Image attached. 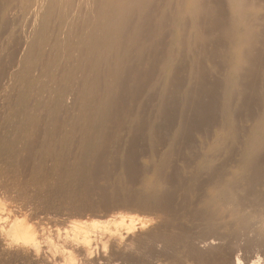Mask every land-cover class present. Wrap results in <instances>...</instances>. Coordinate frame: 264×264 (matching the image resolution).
I'll return each mask as SVG.
<instances>
[{
	"label": "bare ground",
	"instance_id": "obj_1",
	"mask_svg": "<svg viewBox=\"0 0 264 264\" xmlns=\"http://www.w3.org/2000/svg\"><path fill=\"white\" fill-rule=\"evenodd\" d=\"M207 105L214 115L206 128L226 140L218 150L201 146L210 155L194 169L181 152L197 143L195 136L182 145L188 118L168 144L157 127L164 118L171 124L172 109L182 115ZM257 106H264V0H0V264H264ZM144 130L152 152L166 143L154 178L163 190L137 191L127 174L124 188L99 187L118 134L140 139ZM136 142L128 146L143 143ZM178 154L190 175L174 170ZM134 157L123 167L139 174ZM55 202L57 211L99 220H69L64 233L54 231L57 244L47 243L53 254L40 256L41 240L53 236L43 215Z\"/></svg>",
	"mask_w": 264,
	"mask_h": 264
},
{
	"label": "rangeland",
	"instance_id": "obj_2",
	"mask_svg": "<svg viewBox=\"0 0 264 264\" xmlns=\"http://www.w3.org/2000/svg\"><path fill=\"white\" fill-rule=\"evenodd\" d=\"M209 102H210V100L208 101H206V103L205 104H209ZM208 106L209 105H207V106H201V107H203V108H201V107H197V108H195V107H193L192 109H194V111L192 110V109H189L188 111H182L183 113H182V115L180 114L181 113V108L179 107V108H177V110L176 109H172V112H173V114H172V112L170 113V114H168L167 116H168V118L170 119V121H171V124H170V122H168L167 121V118H164L165 119V121L163 122V121H161V122H163L162 123V125L160 124V126L159 127H157L158 125H159V123L157 122V124H156V122H155V126L157 127V128H163V129H161V132H160V129H158V131H159V133H161L160 134V136H162L163 135V137H161V141L163 140L162 138H165V140H163V141H166L167 142V144H168V142L169 141H171L172 139H174L175 138V136H177V132H179V130L182 128V125L181 124H183L185 121L186 122H188L187 120H189L190 122H188L189 123V126L187 125V123H185V125L186 126H188L187 128L190 130V129H192V130H194V131H196L195 129H194V127H193V125L194 126H196V129L198 128V126H199V128L197 129V131L196 132H194V131H192L191 133L188 131V129H187V131H186V134L184 133V134H182L181 135V139L183 138V139H186V140H184V141H182L183 143H182V145L183 146H185L186 145V142L188 143V141H190V142H193L194 140H196V138H197V143H196V141H194L195 143H196V145L195 144H193V143H191L192 145L191 146H195V148L198 146V148H196V150H194V149H192V151L193 152H197V153H193L192 151H191V149L190 148H183V151L181 150V152H182V154L184 153V156H185V158H186V156H188V158H186V159H189V162L192 164V162H193V160H194V162H193V164H192V167H196V168H194V169H197V168H200L202 165H203V163H206V157H208V155H210V153H207V152H205L203 149H202V147L201 146H205L204 144H207L206 146H215V148H214V150H218V148L216 147V146H218L217 145V142H220V141H224V140H226V138H225V134H224V131H221V130H217L216 128H214V126L211 128V129H209V128H206L208 125H210V126H212L211 125V121H212V116L214 115L212 112H211V110L212 111H214V108L213 109H211L210 108V111L208 110L209 108H208ZM217 106V105H216ZM210 107V106H209ZM257 107H260V109H258V111L260 112V114L261 115H263L264 114V106H257ZM155 108V109H154ZM218 108H219V106H218ZM202 109V110H201ZM151 110H152V115L155 113L156 114V107H155V105L153 106H149V108H148V114L150 115V117H152V115L150 114V112H151ZM175 110V111H174ZM178 110H179V112H178ZM192 110V111H191ZM196 110V111H195ZM198 110V111H197ZM154 111V112H153ZM189 111H191V112H189ZM200 111V112H199ZM204 111V112H203ZM208 111V112H207ZM175 112H177V113H179L178 115L180 116H183L184 114H186V115H184V117H179ZM196 113V115H195V113ZM199 112V114L201 113V112H203V113H201L200 115L202 116V117H200L197 113ZM258 112V113H259ZM174 113H175V116L177 115V117H175L174 116ZM147 114V116H149ZM155 114L153 115V117L155 116ZM207 114H210V115H212L211 117L212 118H210V117H208L207 116ZM172 115V116H171ZM204 115V116H203ZM176 118V119H174V118ZM179 117V118H178ZM185 117H187L186 119L187 120H185ZM192 117V118H191ZM217 117H218V120L220 119L221 120V117L220 116H215V118L217 119ZM174 120H173V119ZM181 118L183 119L182 120V122L180 121L181 120ZM190 118H191V120H190ZM208 118V119H207ZM168 119V120H169ZM193 119H194V122H193ZM195 119H202V121L201 120H199V121H195ZM206 119L207 120H209V122L210 123H206ZM151 120H153V119H151ZM177 120V121H176ZM211 120V121H210ZM217 120V121H218ZM184 121V122H183ZM200 121H201V123H200ZM160 122V123H161ZM166 122H168L169 124H167ZM195 123V124H192V123ZM199 122V123H198ZM203 122V123H202ZM208 122V121H207ZM165 123L167 124V125H165ZM197 123V124H196ZM218 123V122H217ZM180 124V125H179ZM163 125H164V127H163ZM171 125V126H170ZM173 125V126H172ZM177 125V126H176ZM184 124H183V126H185ZM198 125V126H197ZM167 126V127H166ZM176 126V127H175ZM204 126V127H203ZM202 127V128H201ZM209 127V126H208ZM165 128L166 129H168V130H165ZM171 128V129H170ZM180 128V129H179ZM201 129H202V131L203 132H201ZM208 129V131H206ZM245 129V128H244ZM170 130H173V131H170ZM200 130V131H199ZM209 130H211V131H213V133L212 132H210ZM166 131H168V134H167V132ZM246 131V130H245ZM187 132H189L188 134H187ZM210 132V133H209ZM126 133V132H125ZM124 132H120L118 135V139H119V142L118 143H116L114 146H109L108 148V150L106 151V155H105V158L106 159H102V162L103 163H105V166H107L106 167V169L108 170V172L109 173H111V175L108 173V174H106V175H102V174H99V175H97V179L98 180H100L101 178L102 179H107L105 182H103L104 180H100L99 181V187H107V189L108 190H115V189H121V188H124L125 187V182H124V180H126L125 179V175L127 174L128 176H127V178H129V177H135V179H137L138 181L139 180H141L140 182H138L137 180V183L138 184H136L135 185V188H136V190L137 191H142L144 188H147V189H149L150 188V190H159V191H162L163 190V188H162V185H160V184H158V183H156L155 182V173H156V164L160 161V158L162 157V154H163V152H165V148H163V147H165L164 145H166V143H163V146L161 145V147H162V149H161V147L159 148V150H156V152H155V154H154V152H152L151 150H152V148H153V146H151L152 145V141H151V137L149 136V134H148V132L146 131L145 132V130H144V133L142 132H140V134H142V135H140V139H137L136 137H137V135H136V139L137 140H139V144H141L142 142V144L141 145H139L137 142H136V139L134 140V139H131V138H129L128 136H127V133L125 134ZM147 133V135H145ZM163 133V134H162ZM196 133H200L201 135L202 134H204V135H202L201 137H205L206 138V140L204 139V137L203 138H201L200 137V134L198 135V134H196ZM208 133V134H207ZM125 134V135H124ZM143 134H144V136H143ZM169 134H171V136L169 135ZM194 136H193V135ZM206 134L208 135V137H206ZM212 134H213V137H212ZM221 134V135H220ZM121 135H124V137L122 138V140L120 141V137H122ZM139 135V134H138ZM189 135H192V137L190 136L189 137ZM211 135V136H210ZM141 136L144 138V137H147V138H144V139H142L141 138ZM166 136V137H165ZM195 136H196V138H195ZM210 136V137H209ZM129 138V144H133L134 142H136L137 143V145H139V146H137L135 149H134V147H129L128 145V138ZM139 137V136H138ZM212 137V138H211ZM171 138V139H170ZM188 138V139H187ZM191 140H190V139ZM207 138L210 140V141H207ZM141 139H142V142H141ZM146 139H147V141H146ZM220 139V140H219ZM145 141V144H144V141ZM188 140V141H187ZM124 141V142H123ZM132 141V142H131ZM134 141V142H133ZM151 141V142H150ZM160 141V143H162ZM127 142V143H126ZM189 142V143H190ZM202 142H205V143H203V145H202ZM207 142V143H206ZM135 143V144H136ZM159 143V144H160ZM189 143L187 144V145H189ZM200 143V144H199ZM123 144V146H122V149L120 148L121 147V145ZM144 144V145H143ZM146 144H148L149 145V147L146 145ZM158 144V145H159ZM212 144V145H211ZM244 144V143H243ZM134 145V144H133ZM186 145V146H187ZM127 146V147H126ZM130 146H132V145H130ZM135 146V145H134ZM142 146V147H141ZM147 146V147H146ZM190 146V145H189ZM116 147L118 148L117 150H118V152H115L116 151ZM148 148H149V150H148ZM115 149V150H114ZM126 149V150H125ZM113 150H114V152L115 153H113ZM127 150H128V157H127ZM136 150V151H135ZM143 152H142V151ZM147 152V153H150L149 155H150V158H151V160H150V158H149V156H148V154L145 152V151ZM213 150V151H214ZM108 151H109V154H108ZM139 151H141V152H139ZM110 152H112V154L110 153ZM134 152H136V153H134ZM139 152V154H138V157H137V153ZM118 153V154H117ZM124 153H126V154H124ZM131 153H134V154H132L131 155ZM144 153V154H143ZM158 153V157L156 156V154ZM132 156V158H131V156ZM136 154V155H135ZM146 154V155H145ZM182 154H178V156H181V161L179 160L180 159V157H178L179 159L177 160L176 159V157H175V160H173V165L172 166H174V170L176 171V172H178L179 173V171H180V175L181 176H185L186 175V173H187V175L186 176H188V175H190L188 172V170L186 171V170H184V167H183V162H185V161H188V160H186L185 158H183L184 156L182 155ZM203 154V155H202ZM124 155H126L124 158L122 157V156H124ZM139 155H143L144 157L143 158H141ZM204 155H206V156H204ZM112 156L113 157H115V156H117V160L115 159V158H113V160H112ZM120 158H119V157ZM133 156H136V157H134V158H137L136 160H138L139 159V162L138 161H136V167H138L139 169L140 168H142L140 171H139V169L137 168V170L138 171H136V172H139V174L138 173H136L135 174V170L133 171V172H130L129 170H128V164H127V162H126V164H127V169H124V167L126 166V165H123V164H125V161L126 160H128L129 161V163L130 164H133L134 163V165H135V161L134 162H132V160H134L133 159ZM157 158H156V157ZM183 156V157H182ZM189 156H190V158H189ZM196 156H198V157H196ZM111 157V158H110ZM126 157H127V159H126ZM205 157V158H204ZM239 156H237V159H239L238 158ZM109 158V159H108ZM149 158V159H148ZM114 159L116 160V161H114ZM123 159H124V161H123ZM126 159V160H125ZM183 159H185V160H183ZM192 159V160H191ZM104 160H106V162H104ZM122 160V161H121ZM182 160H183V162H182ZM198 160V161H197ZM113 163H116V166H113L112 165V162ZM148 161H152L151 162V164L153 165V167H151V165H150V163H148ZM157 161V162H156ZM203 162V163H200V162ZM109 162V164H107ZM122 162H124V163H122ZM178 162V163H177ZM198 162V163H197ZM138 163V164H137ZM198 165H197V164ZM145 164V165H144ZM142 165V166H141ZM175 165H177L179 168L181 167L182 169L180 170V169H178V167H175ZM111 166H113V167H111ZM124 166V167H123ZM149 166V167H148ZM116 167V168H115ZM148 167V168H147ZM150 167H151V169H150ZM147 170H146V169ZM176 168L179 170V171H177L176 170ZM121 169V170H120ZM133 169H135V166L133 167ZM194 169H192L190 172H192ZM112 170V171H111ZM127 170V171H126ZM130 173H129V172ZM149 171H150V173H149ZM182 171V172H181ZM232 171H234L233 170V168H232ZM120 172V174L122 173V176H120L118 173ZM116 173V174H115ZM124 173V174H123ZM132 173V174H131ZM134 173V174H133ZM182 173V174H181ZM113 174L114 175H116V176H113ZM138 174V175H137ZM144 176H143V175ZM148 174V175H147ZM132 175V176H131ZM136 175H137V177L140 175L141 177H139V178H136ZM100 176H102V177H100ZM108 176H109V179H108ZM113 177V178H112ZM117 179H119V180H116V178ZM119 177V178H118ZM122 177V178H121ZM120 179H122L121 181H120ZM109 180V181H108ZM116 180V181H115ZM108 181V182H107ZM117 182H119V183H117ZM124 183L123 184V186H122V183ZM154 182V183H153ZM138 185V186H137ZM119 186V188H117ZM110 187H111V189H110ZM152 188V189H151ZM55 206V208H56V210H54L53 211V209H50L49 210V212H51V213H46L45 215H43L44 216V218H46V219H48V221H47V226H48V228H49V230L51 231L50 233H51V235H53V236H51L52 238H49L48 240H47V242H46V237L44 238V239H42L41 240V242H42V248H41V250H40V256L42 255V256H45V255H47V256H49L50 254H53L52 252L53 251H50L49 249H48V244H50V242H52V243H54L55 245L57 244V242L59 241L58 240V238H57V236H56V233H54V231L56 232V231H59L60 233H64V230H65V228L67 227V226H70L72 223H75V222H79V221H83V222H87V223H90L91 221H98L99 219L98 218H90L89 220H88V218H85V219H82V218H79V216L78 215H75L74 217H77V218H74L72 215H69L66 211L64 212L63 210H61V209H58V211H57V208H60V207H58V205H57V203L55 202L54 204H53V207ZM54 212V213H53ZM113 212H116L117 214H118V212H122V214L124 213V211H122V210H115V211H113ZM113 212H111L112 214H116V213H113ZM58 213V214H57ZM64 214V215H60V214ZM66 213V214H65ZM70 213V212H69ZM126 213H128V212H126ZM124 214V215H128V214ZM48 214V215H47ZM49 214H50V216H49ZM56 216H55V215ZM131 214L132 215H138V216H140V214L139 213H136V212H131ZM65 215H67V216H65ZM99 215V214H98ZM64 216V217H63ZM57 217V218H56ZM67 217V218H66ZM69 217H70V219H69ZM71 217H73V219H71ZM60 218H62V219H60ZM66 218V219H65ZM65 219V220H64ZM76 219V220H75ZM57 220H59V221H57ZM62 220V221H61ZM69 220H70V222H71V224H70V222H69ZM72 220V221H71ZM61 221V223H65L66 224V226L65 227H60L58 224H61V223H59ZM64 221V222H63ZM68 222V223H66V222ZM58 222V223H57ZM92 223V222H91ZM90 225V224H89ZM59 226V227H58ZM68 231V230H67ZM56 241H55V240ZM44 240V241H43ZM48 243V244H47ZM59 247H61V245L59 244ZM46 251V253H45V251ZM2 260H0V262H1ZM178 262V261H177ZM176 262V260H161V264H176L177 263ZM14 264H20V262H15ZM22 264V263H21ZM25 264V263H24ZM119 264H123V263H120L119 262Z\"/></svg>",
	"mask_w": 264,
	"mask_h": 264
}]
</instances>
